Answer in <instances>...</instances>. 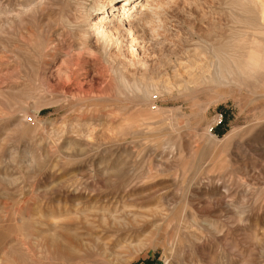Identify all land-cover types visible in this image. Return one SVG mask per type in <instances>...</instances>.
Instances as JSON below:
<instances>
[{
  "label": "rangeland",
  "instance_id": "1",
  "mask_svg": "<svg viewBox=\"0 0 264 264\" xmlns=\"http://www.w3.org/2000/svg\"><path fill=\"white\" fill-rule=\"evenodd\" d=\"M8 1L13 17L0 14V264H264V95L160 100L148 126L129 120L142 106L81 103L76 92L54 94L60 104L35 112L17 101L52 96L38 52L72 8L66 0L0 6ZM9 50L17 58L8 74ZM9 79L20 90L6 93ZM52 236L62 250L44 242Z\"/></svg>",
  "mask_w": 264,
  "mask_h": 264
},
{
  "label": "bare ground",
  "instance_id": "2",
  "mask_svg": "<svg viewBox=\"0 0 264 264\" xmlns=\"http://www.w3.org/2000/svg\"><path fill=\"white\" fill-rule=\"evenodd\" d=\"M46 1L27 2L39 6ZM66 2L72 20L65 17L61 30L48 31L38 52L52 96L47 100L27 94L17 101L22 106L32 102L37 112L57 103L54 94L65 98L76 92L83 96L81 103L99 101L104 102L99 106L110 107L111 99L142 106L143 111L129 120L147 125L160 100H189L205 91L222 97L243 89L264 95V0ZM10 10L9 1L0 6L6 20L13 17ZM190 36H198L200 42L190 46ZM13 57L17 58L7 51L8 74ZM18 82L9 79L5 92L19 89ZM109 109H103L104 116L116 117ZM95 129L86 130L88 138H97ZM54 137L64 139L57 131ZM44 242L62 250L54 236Z\"/></svg>",
  "mask_w": 264,
  "mask_h": 264
}]
</instances>
